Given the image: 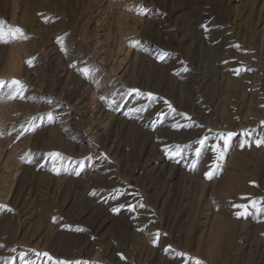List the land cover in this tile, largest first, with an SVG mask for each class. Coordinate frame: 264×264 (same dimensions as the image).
<instances>
[{
    "label": "rangeland",
    "instance_id": "rangeland-1",
    "mask_svg": "<svg viewBox=\"0 0 264 264\" xmlns=\"http://www.w3.org/2000/svg\"><path fill=\"white\" fill-rule=\"evenodd\" d=\"M0 21V264H264V0H0Z\"/></svg>",
    "mask_w": 264,
    "mask_h": 264
},
{
    "label": "snow or ice",
    "instance_id": "snow-or-ice-1",
    "mask_svg": "<svg viewBox=\"0 0 264 264\" xmlns=\"http://www.w3.org/2000/svg\"><path fill=\"white\" fill-rule=\"evenodd\" d=\"M8 32L11 34L12 38H17L20 36H23V32L20 28L18 27H12V26H8ZM4 36H5V32H4V22L0 21V42H7L6 40H4ZM59 39V38H58ZM62 46H63V42L60 41ZM138 43V42H137ZM66 51V49H65ZM88 70H85V72H87ZM5 84V81L0 80V86H3ZM7 86L10 90V95L9 98H15L17 95H21L23 93V91H25V85L23 84L22 81H19L17 79H12L10 81L7 82ZM152 94H148L149 97H151ZM102 99H104L102 97ZM248 134V133H246ZM232 133H228V134H219L218 139H222L224 141V146L226 147L228 144V139L232 136ZM208 138L205 137L204 139L198 140L197 144L201 145V147H198L196 149V156H197V163L199 162V157L202 155V151H203V146H205L206 144V140ZM256 143L262 144L264 143V138H261L259 140L256 141ZM212 150L216 153V159H219V157L222 155V149L219 147V145H213L211 146ZM170 155H177L179 154V152H172L171 150H169ZM50 155H55L57 157H60L61 154L59 153H54V154H50ZM195 166V165H194ZM57 169H53V171H56ZM79 174V173H77ZM213 175L212 172L206 173V176H208L209 178H211V176ZM261 200H264V198H261ZM251 204L254 208H257V211H261L264 212V207H257V201L252 200ZM234 207L242 209L243 211L237 212V215H246L247 214V209H248V205L245 204H240V205H234ZM114 211H116V209H114ZM78 231H83L84 229H77ZM158 235V234H157ZM153 243H155V241H153ZM44 256H47L49 260H51L52 258L50 256H48L47 253L43 254ZM177 255L180 256H187L186 253H177ZM194 260V264H203L202 261L196 260L195 258H190ZM54 264H88V262H81V261H77V262H69V261H63V260H58V261H54Z\"/></svg>",
    "mask_w": 264,
    "mask_h": 264
},
{
    "label": "bare ground",
    "instance_id": "bare-ground-1",
    "mask_svg": "<svg viewBox=\"0 0 264 264\" xmlns=\"http://www.w3.org/2000/svg\"><path fill=\"white\" fill-rule=\"evenodd\" d=\"M162 166H163V165H162ZM163 167H164V166H163ZM165 168H166V167H165ZM168 169L170 170L171 167H170V168L168 167ZM230 175H232V174H230ZM230 175H229V176H230ZM231 178H233V177L231 176ZM229 179H230V178H229ZM230 180H231V179H230ZM223 224H224V223H223ZM232 225H233V224H232ZM253 226H254V225H253ZM262 231H263V230H262ZM261 233H263V232H261ZM253 238H256V237H253ZM217 239H218V238H217ZM255 240H257V241L259 242L260 239H259V238H256Z\"/></svg>",
    "mask_w": 264,
    "mask_h": 264
}]
</instances>
